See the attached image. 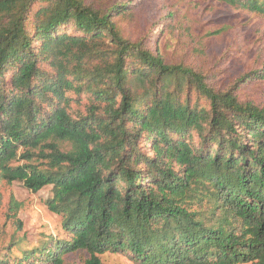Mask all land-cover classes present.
Here are the masks:
<instances>
[{
	"label": "trees",
	"instance_id": "16d2710c",
	"mask_svg": "<svg viewBox=\"0 0 264 264\" xmlns=\"http://www.w3.org/2000/svg\"><path fill=\"white\" fill-rule=\"evenodd\" d=\"M142 1L0 0V175L49 187L64 234L13 239L0 264H264V108L240 94L264 64L226 83L171 61L173 23L122 27ZM170 1L264 17V0Z\"/></svg>",
	"mask_w": 264,
	"mask_h": 264
},
{
	"label": "rangeland",
	"instance_id": "374dc122",
	"mask_svg": "<svg viewBox=\"0 0 264 264\" xmlns=\"http://www.w3.org/2000/svg\"><path fill=\"white\" fill-rule=\"evenodd\" d=\"M164 16L168 20L163 21ZM163 23L175 26L173 48L168 53L171 61L222 72L226 83L264 64L263 16L239 14L221 7L210 15L204 7L195 9L170 0H145L138 3L134 20L122 27L135 40L161 28ZM221 29L224 32L215 35ZM240 94L243 100L264 108V83L248 84ZM0 195V251L13 239L29 249L50 236L64 238L61 218L46 205L49 187L36 194L23 183L4 180L0 175ZM88 258L86 252L80 251L67 255L64 264H85ZM101 259L104 264H133L121 254H106Z\"/></svg>",
	"mask_w": 264,
	"mask_h": 264
}]
</instances>
